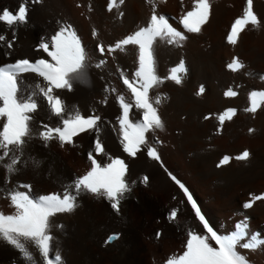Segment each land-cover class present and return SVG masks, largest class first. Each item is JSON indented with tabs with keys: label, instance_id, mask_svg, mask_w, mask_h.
<instances>
[{
	"label": "bare ground",
	"instance_id": "obj_1",
	"mask_svg": "<svg viewBox=\"0 0 264 264\" xmlns=\"http://www.w3.org/2000/svg\"><path fill=\"white\" fill-rule=\"evenodd\" d=\"M21 2L0 0V8L16 9ZM155 2L157 11L186 36L179 44L158 40L155 45L158 75H167L181 59L187 68L181 85L165 81L149 93L153 99L157 95L163 98L157 107L165 128L148 133L149 145L158 149L163 167L147 156L146 148L136 157H129L123 151L118 132L117 118L122 109L117 94L127 100L132 97L117 69L129 76L134 73L136 48L128 46L123 52L118 50L104 56L97 48L98 43L114 44L146 25L152 12L148 0H125L120 7L123 17H119L116 10H106L107 0H43L42 4L30 5V23L18 29L13 48L7 49L0 43V66L21 57L33 61L51 60L42 50H37L39 38L54 34L59 27L57 21L72 24L87 52L88 67L85 77L78 80L72 90L56 92L70 110L78 109L85 116L93 113L101 116L98 135L107 155H98L97 159L104 163L109 162L108 157L123 159L128 164L127 180L136 182L121 202L119 212L112 209L105 198L81 193L77 198L78 206L72 212L58 213L51 218L50 256L54 258L59 253L63 264H166L168 258L182 254L187 231L200 232L202 226L169 172L189 188L218 234L230 235L237 223L247 217L251 234L264 239V200L256 201L251 209L243 207L253 196L264 195V107L255 114L244 111L250 90L264 88V80H261L264 74V0H254V10L262 19L261 27L249 26L236 45L230 44L227 36L231 24L243 14L246 0H210V18L199 33L188 32L180 23L181 15L192 10L194 0ZM93 29L98 36L93 37ZM0 32L11 38V30L2 22ZM234 57L245 65L237 72L227 67ZM101 59L107 63L96 68ZM22 77L26 84L42 82L34 73H24ZM201 84L206 91L197 96ZM229 87L238 89L236 97L223 95ZM112 88L117 91L112 92ZM105 97L107 103H101ZM229 107L236 108L237 114L221 126L217 116ZM32 115L50 126L57 119L52 117L48 121L44 111ZM131 116L134 121L142 119V111L133 108ZM250 128L254 129L251 133ZM96 136L93 131L83 132L73 137V144L63 147L58 140L45 145L39 138L30 139L17 166L18 172L9 174L0 167V212L16 214L10 191L30 192L33 198H38L72 190L74 181L91 168L87 156L93 151ZM157 138L163 143H155ZM245 150L250 153L247 160L235 159ZM225 155L230 157L229 162L218 167ZM144 175L150 178L147 186L140 183ZM23 185L31 187L26 189ZM167 208L178 210L177 219L156 239L157 223L153 219L161 218ZM114 233L119 234V239L106 243ZM29 246L37 261H41L35 247ZM238 250L247 255L252 264H264V246L254 252ZM13 261L26 264L19 250L0 242V264H13Z\"/></svg>",
	"mask_w": 264,
	"mask_h": 264
},
{
	"label": "snow or ice",
	"instance_id": "obj_2",
	"mask_svg": "<svg viewBox=\"0 0 264 264\" xmlns=\"http://www.w3.org/2000/svg\"><path fill=\"white\" fill-rule=\"evenodd\" d=\"M148 2L152 4V12L146 25L114 44L105 46L103 43H98L97 48L101 56L106 53L114 54L118 50L123 52L128 46L136 48L137 67L134 73L129 76L122 69H117L132 97L131 100H127L124 95L117 94V100L122 109V114L117 118L118 132L123 151L129 157H136L142 148H146L147 156L160 162L163 167L158 149L154 145H149L148 142V133L163 131L165 128V122L157 107L163 98L157 95L153 99L149 93L165 81L181 85L187 68L184 60L181 59L167 75L163 77L158 75L155 45L158 40H163L167 44H179L186 39V36L173 27L164 14L157 11L155 0H148ZM42 3L43 0H22L16 9L0 8V22L11 30L10 39L5 33L0 32V43L7 49H12L16 43L18 29L30 23V5ZM124 4L125 0H107L106 10L108 12L116 10L118 16L123 17L124 12L120 11V7ZM77 7L80 5L78 4ZM91 10L89 6V11ZM211 10L210 0H194L192 10L181 15L180 23L188 32L199 33L202 26L208 23ZM57 23L59 27L54 34L48 38L40 37L36 46L37 50H42L51 60L38 58L33 61L28 57H21L14 63H5L0 66V167L9 174L18 172L17 166L21 163L26 146L33 137L39 138L45 145L52 140H58L63 147L65 144H73V137L83 132L93 131L97 133V136L93 151H90L87 156L91 162V168L85 175L74 181L72 190L66 189L62 194L53 193L41 195L38 198H33L30 192H9L11 205L16 209V214L6 215L0 212V242L19 250L26 264H63L59 253L55 254L54 258L50 256L53 241L49 231L51 218L58 213L72 212L78 206L77 198L81 193L105 198L110 202L111 208L119 212L121 202L126 198V194L132 191L131 185L136 183L127 180L128 164L123 159L108 157L107 163L97 159L98 155H107L98 135L102 123L101 116L95 113L85 116L78 109L70 110L65 100L56 92V90H72L74 84L85 77L88 67V55L75 28L67 22L57 21ZM261 24L262 19L254 10V0H246L243 14L231 24V30L227 36L228 42L236 45L241 34L249 26L259 29ZM92 35L96 37L98 32L93 29ZM106 63V60L101 59L95 67L102 68ZM227 67L237 72L245 65L238 57H234ZM24 73H34L42 78V82L26 84L22 77ZM111 91L117 90L112 88ZM205 91V86L201 84L196 95H203ZM223 95L232 98L236 97L238 92L229 87ZM248 102L244 111L255 114L264 107V91L249 92ZM101 103L106 104L107 97ZM133 108L142 111V119L137 121L132 119ZM41 111L46 113L48 121H51L52 117H56V121L50 126V123L36 120L32 114H39ZM236 114V108H227L217 116L219 124L223 126L226 120L230 121ZM253 131L254 129H249L250 133ZM155 143L162 144L163 141L157 138ZM249 156V151L245 150L235 159L247 160ZM229 160L230 157L225 155L217 166L227 164ZM168 175L179 186L202 230L197 232L189 229L183 253L168 258L166 264H252L247 255L242 254L238 249L254 252L264 246V239L251 234L247 223L248 218L245 217L237 223L235 231L230 235L218 234L210 226L189 188L172 173L169 172ZM149 182L150 178L147 175L140 180V183L145 186ZM23 187L30 189L31 186L23 185ZM260 200H264V195H255L243 207L251 209L253 204ZM177 216L178 210L172 209L169 220L175 221ZM155 235L156 239H160L162 232L158 231ZM246 237L250 238L246 240ZM118 239L119 234L114 233L107 238L106 243ZM29 245L35 247L41 261H37Z\"/></svg>",
	"mask_w": 264,
	"mask_h": 264
},
{
	"label": "rangeland",
	"instance_id": "obj_3",
	"mask_svg": "<svg viewBox=\"0 0 264 264\" xmlns=\"http://www.w3.org/2000/svg\"><path fill=\"white\" fill-rule=\"evenodd\" d=\"M182 27H183V25H182ZM262 75L264 76V74H262ZM262 75H261V77H263ZM261 80H264V79H261ZM233 90L239 92L238 89H233ZM253 90H255V91H264V88H259V89L255 88ZM253 90L251 89L250 92L253 91ZM247 103H249L248 100H247ZM171 210H172L171 208H167L165 213H164V215L161 218H157V219L154 218L153 219V222L157 223V230L158 231L159 230H161V232L165 231L166 226L171 224V221L169 220V213H170Z\"/></svg>",
	"mask_w": 264,
	"mask_h": 264
}]
</instances>
